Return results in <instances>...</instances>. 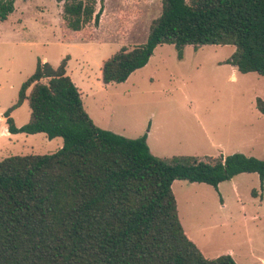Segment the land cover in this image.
<instances>
[{
	"label": "trees",
	"instance_id": "16d2710c",
	"mask_svg": "<svg viewBox=\"0 0 264 264\" xmlns=\"http://www.w3.org/2000/svg\"><path fill=\"white\" fill-rule=\"evenodd\" d=\"M56 1L67 32L94 36L85 28L99 25L104 0ZM13 4L0 0V20ZM126 18L119 19L129 26ZM162 44L173 45L179 59L186 45H233L227 62L264 76V0H161L145 42L104 60L102 82L125 81ZM66 61L53 67L38 60L3 114L7 132H42L63 144L0 160V264H237L230 254L206 258L188 238L171 186L186 180L217 190L240 173H257L262 186L264 158L155 156L146 133L127 138L94 124ZM24 100L30 118L18 127L10 113ZM255 105L264 114V101Z\"/></svg>",
	"mask_w": 264,
	"mask_h": 264
},
{
	"label": "rangeland",
	"instance_id": "374dc122",
	"mask_svg": "<svg viewBox=\"0 0 264 264\" xmlns=\"http://www.w3.org/2000/svg\"><path fill=\"white\" fill-rule=\"evenodd\" d=\"M146 3L129 26L113 20L111 8L106 9L102 23L85 28L94 35L88 39L67 32L55 0H14L13 11L0 20V160L61 148V137L7 132L3 114L38 60L56 67L66 57L83 108L99 128L127 138L146 133L151 153L165 159L235 152L264 158V114L255 106L256 98L264 101V76L228 64L233 45H186L180 59L173 45H158L126 81L102 83L104 60L121 46L145 42L161 0ZM10 116L18 127L28 122V101ZM171 188L185 228L205 256L231 251L237 264L264 263V179L261 186L257 173L238 174L219 190L186 180H175Z\"/></svg>",
	"mask_w": 264,
	"mask_h": 264
},
{
	"label": "crops",
	"instance_id": "0c3cea01",
	"mask_svg": "<svg viewBox=\"0 0 264 264\" xmlns=\"http://www.w3.org/2000/svg\"><path fill=\"white\" fill-rule=\"evenodd\" d=\"M126 2H130V4L128 5ZM124 4L126 5V9H122V5H121V0H104L103 1V10H102V13H101V16H100V23H102L103 22V19L105 18V15H106V12L108 11V10H110V8H111V10H110V12H111V14H113L112 15V18H113V20H115V21H118V22H120V19L119 18H121V16L123 15V14H127V15H129V18H126V20H128L129 22H134V20H136V18L138 17V16H140V14H142L143 12H141V10H142V8H141V6H143V7H145L146 5H147V3H146V0L144 1V0H128V1H124ZM55 5H56V7L58 8V10H59V12H61L62 10H61V2H57L56 0H55ZM98 7H99V2H97V6H96V8L98 9ZM135 7V8H134ZM106 9H107V11H106ZM124 10V11H123ZM143 11V10H142ZM61 15V14H60ZM154 18H156V17H154ZM153 18V19H154ZM121 23V22H120ZM132 28V27H131ZM130 28V29H131ZM130 29H126V28H124V30L125 31H129ZM121 30H123V28H121ZM102 64H103V62H102ZM102 64H101V67H102ZM229 64V63H228ZM233 66V65H232ZM234 68H236L235 66H233ZM237 69V68H236ZM100 72H101V68H100ZM66 73H67V71H66ZM68 74V73H67ZM69 76H70V78H71V75L70 74H68ZM128 79V78H127ZM126 79V80H127ZM125 80V81H126ZM72 81L74 82V84L77 86V84H76V82L72 79ZM102 81V80H101ZM103 83V82H102ZM104 84V83H103ZM108 84H110V83H108ZM77 88H78V86H77ZM79 89V88H78ZM256 106V105H255ZM93 120V119H92ZM147 137L148 136H146V139H147ZM146 142H147V140H146ZM241 174V173H240ZM174 182V181H173ZM224 182V181H223ZM223 182H220L219 184H218V190H219V187H220V185L223 183ZM193 183V182H192ZM173 184V183H172ZM221 194V193H220ZM221 196V203L223 204V197H222V195H220ZM223 206H224V204H223ZM222 206V208H224ZM177 209H178V215H179V219H180V222H181V225H182V227H183V229H184V232L186 233V235L188 236V238H190L195 244H196V246L198 247V248H200L199 246H198V244L195 242V240L192 238V236L188 233V231H187V229L185 228V223L183 222V219L181 218V216H180V210H179V208H178V203H177ZM221 219V218H220ZM218 223V222H217ZM200 251H201V248L199 249ZM203 254V253H202ZM229 254H231V256H232V252L231 251H229ZM204 255V254H203ZM205 256V255H204ZM206 258H214V257H217V256H214V257H207V256H205Z\"/></svg>",
	"mask_w": 264,
	"mask_h": 264
}]
</instances>
